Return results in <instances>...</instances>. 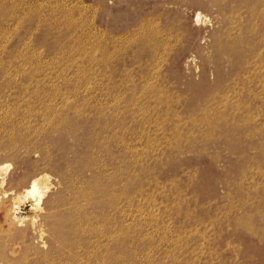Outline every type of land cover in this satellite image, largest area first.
<instances>
[{"label":"rangeland","instance_id":"obj_1","mask_svg":"<svg viewBox=\"0 0 264 264\" xmlns=\"http://www.w3.org/2000/svg\"><path fill=\"white\" fill-rule=\"evenodd\" d=\"M2 175L0 264H264V0H0Z\"/></svg>","mask_w":264,"mask_h":264},{"label":"bare ground","instance_id":"obj_2","mask_svg":"<svg viewBox=\"0 0 264 264\" xmlns=\"http://www.w3.org/2000/svg\"><path fill=\"white\" fill-rule=\"evenodd\" d=\"M219 2V1H218ZM227 21V20H226ZM229 26V25H228ZM154 28V27H153ZM137 30V29H136ZM145 30V29H144ZM149 30V29H148ZM150 30H152V29H150ZM149 32V31H148ZM152 32H153V30H152ZM151 32V33H152ZM177 33V32H176ZM143 34V33H142ZM150 34V33H149ZM144 35V34H143ZM147 36H149V35H147ZM146 36V37H147ZM181 36V35H180ZM140 37V36H139ZM175 38H176V36H175ZM178 38V37H177ZM181 38V37H180ZM152 39V38H151ZM137 40V39H136ZM154 40V39H153ZM179 40V39H178ZM135 42V41H134ZM146 42H148V41H146ZM159 43V42H158ZM158 43H157V45H158ZM149 44V43H148ZM226 105V104H225ZM206 111V110H205ZM207 113V112H206ZM214 116V115H213ZM6 166V165H5ZM9 166V165H8ZM4 167V166H3ZM9 168V167H8ZM4 169H5V167H4ZM40 175V174H39ZM41 176L42 175H40V176H36V177H33L31 180H30V183H29V186H27V188L28 189H35L34 187H36V185H38V183H39V180H40V178H41ZM69 176V175H68ZM42 178H43V180H44V176H42ZM0 179H2V180H4V175H2V177L0 178ZM2 182H4V181H2ZM40 184V183H39ZM41 184H42V182H41ZM77 184V183H76ZM79 184V183H78ZM74 185V184H73ZM39 186V188H40V194H38V195H36V197H35V199H36V201H37V203L39 204V201L41 200V197L43 196V194L45 193L46 194V192H45V189H46V187H44V189L42 188V185H38ZM72 186V185H71ZM76 187H77V185H76ZM81 188V187H80ZM32 189V190H33ZM41 202V201H40ZM40 205V204H39ZM38 205V206H39ZM40 208H41V206L39 207V210H40ZM36 209V208H35ZM50 210V209H49ZM87 216V215H86ZM89 222V221H88ZM89 224V223H88ZM78 226V225H77ZM84 226V225H83ZM11 227V226H10ZM80 227H82V226H80ZM86 228V227H85ZM76 229V228H75ZM81 229V228H80ZM82 229H84V228H82ZM9 231V230H8ZM82 231V230H81ZM121 231H123V230H121ZM78 232V231H77ZM262 232V231H261ZM264 233V232H263ZM124 234V233H123ZM264 235V234H263ZM83 237V236H82ZM75 238V237H74ZM77 239H78V237H77ZM80 244V243H79ZM82 244V243H81ZM94 244H95V242H94ZM97 249V248H96ZM67 250H69V248H67ZM76 250V249H75ZM69 252V251H68ZM77 253V252H76ZM77 255V254H76Z\"/></svg>","mask_w":264,"mask_h":264}]
</instances>
